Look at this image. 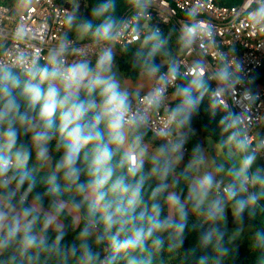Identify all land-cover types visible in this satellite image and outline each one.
I'll return each mask as SVG.
<instances>
[{"label": "clouds", "instance_id": "clouds-1", "mask_svg": "<svg viewBox=\"0 0 264 264\" xmlns=\"http://www.w3.org/2000/svg\"><path fill=\"white\" fill-rule=\"evenodd\" d=\"M127 3L134 10L131 21L119 20L114 15L115 0H97L88 19H78V9L66 13L62 19L66 31L49 49L44 64L38 57L24 53L0 60V254L9 249H15L21 258L29 254H55L60 264H116L124 255L128 264H147L135 255L145 250L147 241L151 240L156 250L164 247L165 239L169 251L180 246L190 205L194 213L212 225L202 243L216 241L223 256L229 251L222 246L225 231L221 227L227 212L230 210L237 223L242 224L243 212L264 195V176L249 171L257 151L264 148V141L250 151L247 139L236 140L241 158L227 170L221 164L211 171H201L207 166L197 145L183 174L185 178L188 173L197 175L188 184L183 200L178 193L168 192L164 200L173 214L161 218L158 198L179 182L174 173L183 158L185 137L181 130L190 125L208 85L202 67L183 84H174L178 76L174 65L160 77L162 84H174L176 103L166 112L164 126L158 133L165 143L157 148L151 157L152 166L145 173L142 154L146 149L142 141L147 113L159 109L165 88L152 89L144 98V109L133 111L129 93L121 88L113 73L114 44L127 31H133L135 39L141 38L139 21L146 15L150 0ZM251 16L254 23L264 25V0ZM68 31H74L77 38L90 39L99 49L94 62L86 55L68 61V56L75 52ZM193 35L185 34L186 45ZM165 44L158 28L143 31L138 54L144 57L150 75L160 70L154 58ZM23 137L29 140L25 142ZM53 141L59 158L50 165ZM126 143L128 149L117 160V153ZM33 154L35 168L30 170L28 164ZM49 166L47 189L33 195L37 187L33 172ZM220 173L228 177L223 188V181L216 178ZM82 176L86 177L83 181ZM170 176L174 177L172 185L168 183ZM150 178L158 183L150 195L149 211L143 189ZM250 187H259L261 191L250 192ZM63 193L81 197L79 203H73L74 211L84 208L79 243L66 249L60 247L62 231L51 244L46 236V229L56 224L66 210ZM45 197L50 198L47 209L43 204ZM100 224L102 234H98ZM241 231L238 227L231 239ZM105 241L106 254L101 258L93 246ZM252 246L264 247V232L254 233ZM17 255L9 258V264H16Z\"/></svg>", "mask_w": 264, "mask_h": 264}, {"label": "built area", "instance_id": "built-area-1", "mask_svg": "<svg viewBox=\"0 0 264 264\" xmlns=\"http://www.w3.org/2000/svg\"><path fill=\"white\" fill-rule=\"evenodd\" d=\"M22 0H0V60L7 61L18 54L36 56L44 64L49 49L57 38L66 31L62 25L64 15L71 12L66 2L57 0H31L18 9ZM261 0H241L235 5H222L215 0H150L146 15L140 19L142 27L140 39L134 38L133 31H127L122 39L113 46L118 49L143 39V31L159 29L173 24L181 38L186 33H194L185 52L180 56H168L162 61L167 69L156 74L150 89L132 96L133 111L143 110L144 98L155 87H164L163 101L158 110L147 113L145 129L149 130L160 144L165 140L158 136L164 126V117L170 109L174 84H180L182 78L192 77L198 67H202L205 80L212 83L210 96L219 107L226 111L238 125L241 139L250 142V151L257 149L262 137L264 121V80L260 71H264V25L253 22L251 13ZM134 10L128 9L120 18L131 21ZM68 33V32H67ZM19 34V36H18ZM22 36V38H20ZM74 42V54L68 56L72 62L86 55L93 62L99 51L90 40ZM174 65L178 76L173 83L164 85L160 77ZM185 137L183 156L188 157ZM177 133L173 131V138ZM256 157L261 170H264V148H260ZM253 173V169L249 170ZM224 185H221L223 188ZM253 191V187L249 188Z\"/></svg>", "mask_w": 264, "mask_h": 264}, {"label": "trees", "instance_id": "trees-1", "mask_svg": "<svg viewBox=\"0 0 264 264\" xmlns=\"http://www.w3.org/2000/svg\"><path fill=\"white\" fill-rule=\"evenodd\" d=\"M62 2V0H57ZM241 0H215L216 3L222 5H235ZM97 0H78L76 6L66 2V6L73 11V9H78L77 16L78 19H88L90 18V11L93 4ZM131 7L128 5L127 0H115V12L114 15L120 20L122 15ZM161 34L166 40L165 46L161 51L155 56L154 63L159 66V71L167 69V66L162 65V60L166 59L168 56H180L185 50L186 46L181 38V35L177 31L173 24L165 25L162 27ZM68 37L76 38L74 31H68ZM77 39V38H76ZM90 40L88 38L83 39ZM141 48V42L135 43L126 47L125 49H118L114 56V61L119 70L124 74L125 79L130 81H137L142 75L148 72L145 60L142 55H139ZM1 52V51H0ZM158 73V72H157ZM261 81L264 80V71H260ZM192 77L182 78L180 84L187 83ZM207 90L203 94V99L199 104L198 111L192 116L191 123L188 127L182 129L186 136V146L188 147V159H192V150L197 145L203 151L205 143L203 141L202 135H208L216 143H222L226 136H231V144L234 150L237 151L235 147V141L241 139L240 129L238 125L233 121L232 117L224 110H222L214 99L210 96V91L212 88V83L208 80ZM175 90V89H174ZM173 90V93H174ZM129 93V92H128ZM176 103V99L170 103V108ZM146 133L143 137L142 146L144 144H151L158 148L161 144L157 142L155 136L147 129L144 128ZM262 137L264 138V121H263V131ZM25 142L29 140V137L22 138ZM115 147V146H114ZM52 149L50 165L54 164L59 158V153L55 152V141L50 145ZM122 148L120 152L117 153L116 159L120 158ZM29 169L35 168V155L29 161ZM228 168L230 164L228 163ZM51 167L43 168L34 171L33 174L37 181V187L34 190L33 195L36 192L43 193L47 189V176L50 174ZM145 173H147L144 170ZM259 173V175L264 176V170L258 169L253 170V173ZM184 170H181L177 177L179 182L169 187L167 192H165L161 197H159V203L162 206L161 218L169 216V208L165 203L164 197L167 196L168 192H176L181 196L183 200L187 195L188 184L190 178L195 173H188L187 178L183 175ZM86 177L82 176L81 180H85ZM173 177L170 176L168 183L172 185ZM158 181L155 178L147 179L144 184L143 198L145 206L148 210H151L152 201L150 200V195L152 190L157 186ZM259 187H253L252 192H260ZM63 192V186H62ZM49 197H45L43 204L44 208L47 209L49 206ZM61 199L67 202V205L73 206V203H79L81 197L75 195L74 193H63ZM32 200V195L29 196V201ZM143 207V206H142ZM141 209L138 208L137 212ZM84 208L82 207L79 211V219L76 221L71 212L66 208L65 212L60 216L59 221L62 222V228H50L46 229V236L48 238V243L51 244L59 232H63V240L60 241V247L66 249L70 247L73 243L78 244L77 239L78 233L84 226ZM243 224L251 228L250 233L245 235L242 239L232 241L229 234L225 231L224 241L222 246L228 248L227 255H221L217 250L216 241H212L208 244L202 243L203 237L211 230L212 225L205 222L203 218L194 213L191 210V206L188 207V216L186 222V228L183 235L182 243L178 248L169 251L168 241L165 239L164 247L160 250H156L152 247L151 240L147 241L145 250L141 253H137L138 257L142 258L147 262V264H264V247L255 248L252 246V238L255 232H264V195H261L257 202L251 205L243 212ZM228 226L234 227L235 222L232 212L229 210L227 212ZM39 228V225L37 226ZM224 230V229H223ZM103 233V225L100 224L98 228V234ZM92 242L91 240L89 241ZM95 250L99 251L101 258L106 254L105 249H107V241L104 244L94 245ZM13 255H17L15 249H9L8 251L0 254V264H9V258ZM31 257V258H30ZM16 264H60V260L55 254H41L39 257H34L29 254L28 257H19L17 255ZM71 264V262H69ZM116 264H128V257L121 255Z\"/></svg>", "mask_w": 264, "mask_h": 264}, {"label": "rangeland", "instance_id": "rangeland-1", "mask_svg": "<svg viewBox=\"0 0 264 264\" xmlns=\"http://www.w3.org/2000/svg\"><path fill=\"white\" fill-rule=\"evenodd\" d=\"M29 1L30 0H22L17 5L18 8L23 9L29 3ZM62 1L68 2L74 6H76L78 3V0H62ZM76 38H77V36H76ZM83 39H85V38H82V39L77 38V40H80V41ZM113 73L115 74L116 79L120 82L121 88L126 90L127 92H129V97L137 94L136 92H134L132 90V88L129 85H127V84H131V82L125 79L124 74L116 66L115 61H114V66H113ZM202 138H203V141L205 143L202 154L205 157L207 167H206V169H201V171L214 170L216 168V166L221 165V164L227 170L228 169V167H227L228 163L230 164V167H231L243 155L242 153L233 149L232 144H231V139H230L231 136L230 135L226 136L222 143H216L208 135H202ZM155 152H156V150L152 153L151 157L153 156V154ZM151 157H150L149 162H151ZM189 162H190V160L188 159V157L183 156L182 160H180L179 163L175 167V174L177 175L181 170L186 171ZM151 166L152 165H148L147 172L149 171ZM260 168H261L260 162H259L258 158H256V160L254 161V163L252 165V169L258 170ZM195 175H197V173H195L193 176H195ZM192 177L190 178L189 183L191 182ZM216 178L218 181H223V183L221 185H224L228 182V177L224 176L223 173L218 174ZM66 208L71 212V214L74 216L76 221H78L79 212L74 211L73 206H70V205H67ZM169 214L172 215L173 213H171L169 210ZM233 218H234V216H233ZM234 222H235V226L229 227L227 214H226V218L221 224L222 229H224V231H226L229 234L230 239L238 227H240L242 229L240 234L238 236H236L235 239H231L232 241L242 239L245 235H248L250 233L251 228L249 226H246L243 223L238 224L237 221L235 220V218H234ZM50 228H56V225L54 224Z\"/></svg>", "mask_w": 264, "mask_h": 264}, {"label": "crops", "instance_id": "crops-1", "mask_svg": "<svg viewBox=\"0 0 264 264\" xmlns=\"http://www.w3.org/2000/svg\"><path fill=\"white\" fill-rule=\"evenodd\" d=\"M31 1V0H30ZM19 9V8H18ZM163 62V61H162ZM164 63V62H163ZM155 73L154 75H150L149 73L142 75L137 81H130L131 84H127L129 85L132 90L136 93H140V92H146L150 89L151 84L153 83L155 77H156ZM127 80V79H126ZM134 96V95H133ZM132 97V96H131ZM129 97V99L131 98ZM171 99L172 101H174L176 98L174 97L173 93L171 95ZM175 132V131H174ZM129 147L128 143H126L123 146L124 151L127 150ZM142 147H144L146 149V152H144L142 154V158L144 160V170L147 172V167L148 165H151L150 161V157L152 155V153L157 150L156 147H154L151 144H144ZM174 176L177 177V175L174 173ZM173 177V176H172ZM174 178V177H173ZM170 215V214H169ZM56 225V229H61L62 228V222L61 221H57Z\"/></svg>", "mask_w": 264, "mask_h": 264}, {"label": "water", "instance_id": "water-1", "mask_svg": "<svg viewBox=\"0 0 264 264\" xmlns=\"http://www.w3.org/2000/svg\"><path fill=\"white\" fill-rule=\"evenodd\" d=\"M165 63L162 62V65H164ZM240 135V134H239Z\"/></svg>", "mask_w": 264, "mask_h": 264}]
</instances>
